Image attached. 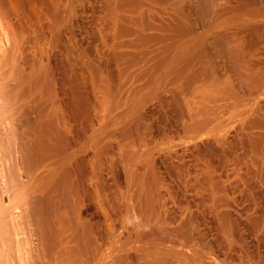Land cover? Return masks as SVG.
Returning a JSON list of instances; mask_svg holds the SVG:
<instances>
[{"label": "rangeland", "instance_id": "rangeland-1", "mask_svg": "<svg viewBox=\"0 0 264 264\" xmlns=\"http://www.w3.org/2000/svg\"><path fill=\"white\" fill-rule=\"evenodd\" d=\"M11 1L17 6V9L14 10L13 16L17 17V27L19 28V33L21 34V35L19 34L20 35L19 38H22L24 41H26V43H28V41L31 40L32 38H35V36L42 37V35L45 34H47L49 37L56 35L57 38L60 29L67 28L66 34L64 35V37L62 36L63 39L61 43L62 45L59 43L58 39L56 41H53L54 43L53 47L55 48L52 47V49H54L52 51L56 52L57 50L61 49L62 52H64L63 56H65L64 62L65 63L68 62L67 64L69 68L71 67L72 73H74L72 74L73 77L71 76L70 78L72 80H69L71 84L68 81L69 83L66 84V87L69 88H71L70 86H73V88L75 87L74 88L75 92H76V88H78L77 92L80 93V95H82V92L83 94L89 93L90 99L89 101H86L85 103L86 107L88 106L90 108L94 104H97L99 111L98 114L102 117V119L99 121V123L96 124L95 129L96 128L100 129L101 126L103 127V125L106 124L105 123L106 118L104 117L105 112L104 110H101L100 106H98V103L96 101H98L102 105V109L104 107L106 108L109 107V104L110 107L113 106L112 108H115V118L117 120L115 119L116 121L114 122L113 126L108 130V132L100 136L102 140L103 138L106 139L104 142L101 141L103 143L100 144V146L101 145L103 146L104 144L103 149L106 147L105 150H107L108 148L110 152V153L107 152L108 155L104 153L105 155L102 156L104 160V164L106 163V160L107 162L111 161L109 162L110 163L109 165L106 163L107 167L104 165V167H106L104 174L106 173L105 176L110 183L113 181L112 179L115 177V180L113 181V183H111V185L115 187L114 191L118 192V193L114 192V196H115L114 200L117 199L118 201L119 198L120 201V202L118 201L119 203L118 205L122 204L128 208L129 205L135 204L137 205L138 208L139 217L140 215H144V217H146L148 210V202H151L150 201L151 198H157L159 204L166 206L164 207L165 210L168 211L169 214H172L173 216H175L174 214L182 215L184 216V218L188 216H195L193 224H190L191 222L189 224L193 225V230H192V234L194 236L193 241L195 242L194 246L199 255L211 254L217 257L222 264H264V176H263L264 175V88H262L264 87V63H263L264 41H262L264 40L263 39L264 0H254V1L252 0V2L254 3H251L250 2L251 0L249 1L248 0L246 1L245 0H172L171 1L170 0L171 2L166 0L167 3L164 2L165 0L163 1L140 0V2H142L141 3L142 5L140 4V2H138L139 0H132V1L130 0L131 3H128L129 0H11ZM143 3L145 4L148 3L151 5L149 6L148 4L145 5ZM137 5L140 7L138 10H137L138 8ZM242 5H245V7ZM249 5H251V7ZM136 10L137 12H135ZM147 10L148 13H146ZM160 10L163 11V13ZM255 12L258 13L259 15H261L262 13L263 14L259 16L258 14H255ZM144 13L146 16L144 15ZM250 13L251 14L253 13L252 14L253 16ZM182 14L185 16H183ZM222 14L225 15V17L222 16ZM147 15H149V18L147 17ZM187 15L189 16V18ZM136 16L140 18L138 19V17ZM133 17L136 18L133 20ZM153 17H155V20ZM146 18H148L147 21L144 20ZM166 18L168 19L166 20ZM158 19H160L161 21H159ZM170 20L173 22L172 23L169 22ZM180 21L181 22L184 21V23L183 24L178 23ZM187 21L189 22L194 21L193 29L195 26L194 31L197 30L196 31L197 33H195L194 35L198 34L196 37L199 38L200 40L206 37L205 38L206 40L205 41L201 40L200 42V40L197 39L200 43L197 42L194 43L195 48L194 46L193 47L191 46V50H192L191 53H193L195 56L197 54L196 59L194 55H192L189 51L186 54H184L182 58L184 59V56H186L187 58L189 57L191 59L190 61H184L182 58H180L178 59L180 61L178 62V60H176L174 61L175 62L174 64V62H172V57L170 56L169 58V56L167 55L169 54V52L171 55L176 52L174 48L175 47L174 44L176 43V46L178 45L177 44L178 42L176 41L179 38H180L179 42L183 39V37H184L183 41L187 38L186 37L187 34L185 33L187 32L185 29L188 26ZM146 22H148L149 26L151 24L150 28L148 25H146L148 27L144 25ZM137 23H140V25ZM154 23L157 25V27H154L156 26L153 25ZM177 23L179 27H176L178 26L175 25ZM171 24H173V26ZM167 25H168V29L166 28ZM180 25H181V31L182 28L185 26V28L183 29L185 32H182L184 33L182 34L183 36L181 35V32L180 34L178 33L180 31ZM160 26L162 27V29L166 28V31H162V29L159 30L161 28ZM152 27L154 30L152 29ZM158 27L160 28L157 29ZM253 27L258 29H256L255 31ZM259 27L262 28L261 29L262 32L260 33L259 31H257L259 30ZM251 28L252 31L254 30V32L250 30ZM136 29L140 30L141 32L140 31H138L139 33L136 32L137 31ZM173 30L175 31L177 30L178 37L176 36L175 38L174 35L177 33H175V31ZM243 30H245V33ZM228 32H230L231 34L230 33L228 34ZM255 32L258 33L256 34ZM143 33L145 35H143ZM202 33L205 34V36ZM157 34L160 35L159 38H157L158 37ZM223 34L227 35L228 41L230 40L229 42L225 41L226 36L225 38H223L224 40H221L222 37H224ZM249 34L252 37H250ZM163 35L164 36L167 35L165 39L164 37H162ZM218 35H220V37ZM231 35L233 39L235 38V40H238V36H239L240 41L233 40L234 41L233 42L231 40L232 37H230ZM253 35L255 37L258 36V39L253 37ZM146 36L149 37V39ZM153 36L154 37L157 36V37L153 38ZM203 36L204 38H202ZM234 36H237V38ZM245 36L246 37L248 36L249 38H246ZM160 37H162L161 39H163L164 41L160 40ZM214 38L216 40L217 38H219L220 40L218 39V41H222L219 43H222L223 45L217 43V41ZM172 39L174 41L176 39V41L175 42L171 41ZM213 39L216 42H214ZM202 41H204L205 43L204 42L202 43ZM56 42L59 45L56 44ZM235 42L237 43L236 46H235ZM226 43L227 44L229 43L228 44L229 46H231V43L232 44L234 43L233 44L234 46L232 45L231 46L232 49H230L231 47L225 45ZM186 44L187 43L183 44V46L184 45L186 46ZM198 44L202 45L203 48L208 49L209 47L208 50L210 52V55L211 56L213 55L212 56L213 60H211L210 56H209L210 58L208 57L211 60L210 63L208 62L209 59L205 60L206 55L205 57H203L204 55L201 56L200 53L203 52L202 50L203 48L202 46L197 47ZM163 45L164 46L169 45V47L173 45L171 48L174 49V51H172V49H170L169 47H164ZM204 45L207 46L204 47ZM221 45L225 47L220 49L222 47ZM226 46H228V52L230 53L226 52L227 53L226 54L224 52L227 51ZM200 47L201 49H199ZM237 47H239L238 51H240V55L237 54L238 56L236 55V53L238 52L235 50L238 49ZM198 49L202 51L199 52ZM168 50L169 52H167ZM152 51L154 52L151 53ZM163 52H165L164 55L162 54ZM196 52H199L200 56ZM158 53L160 55H158ZM223 53L226 55H224ZM232 53L235 54L237 57ZM191 55L193 56V59L196 61V64L197 62L199 63L198 60L201 59L198 65H195V62L192 60ZM164 56L168 60V61L166 60L167 63L164 61L165 59ZM133 57L135 62H133L134 61ZM160 57L163 59L161 60ZM186 57L185 60H187ZM239 57L240 60H237ZM130 58L132 59V61ZM139 58H141V60ZM150 58L152 59V62ZM202 59L208 65L210 64L209 67L211 68L206 67V69L208 70L204 69L205 66L208 65L207 64L204 65ZM232 59L237 61L235 65L237 63L238 64L240 63L244 65V67L238 64L235 66L233 63L235 61H233ZM158 60L162 62V65L161 62L159 64ZM129 61L131 62V64ZM168 62L170 65L168 64ZM188 62L189 63L191 62L192 64L190 63L191 65L189 64V66L193 65V67L190 69L189 68L185 69V66L183 65H185V63L187 65ZM164 63L166 64L163 65ZM214 63L217 64L218 66L215 65ZM157 64H159V66H163V68H160L162 72H160L158 68L159 66ZM181 64L184 69L180 66ZM173 65H175L174 66L175 69L177 67L176 69L177 71L174 69V67H171ZM201 65L203 66V68H200ZM237 66L240 67L237 68ZM125 68L128 71L127 70L125 71L124 70ZM145 69L147 70L146 72ZM156 69L158 71H156ZM166 69H168L169 72ZM182 69L186 70L185 72H187V74H185L184 71L182 72ZM201 69H203L202 70L203 75ZM170 70H172L173 72H170ZM179 70L182 73H180ZM204 70H206L207 72L209 71L208 73L206 72L208 75L204 72ZM236 70L239 71V74L238 71L236 72ZM155 71L157 74L154 73ZM240 71L241 72L243 71L244 74L246 73L245 75L246 78L244 77L243 74V78L245 80L240 76L242 74ZM158 72L160 73V75L158 74ZM163 72L165 73V75L168 72L169 76L168 75L164 76ZM194 72L197 73L195 74ZM170 73L173 74L171 75ZM210 73H211V77H210ZM112 74L113 77H111ZM180 75L182 77L183 75L185 76L182 79ZM189 75L191 77L193 76L192 78H194L195 75L197 77V78L195 77L197 81L195 82V79H192ZM129 76L133 78L131 79ZM150 76L151 78L149 79ZM152 76H153V80H152ZM187 76H189V78ZM198 76L199 77L204 76L206 78L204 77L203 78L205 80L206 79L208 80L205 81L203 78L200 77L203 80L201 81V79H199ZM59 77L63 78L62 75ZM173 77L175 80L177 79V82L173 79ZM185 77L187 78L186 79L187 81L185 80ZM115 78L117 79L115 80ZM137 78H139L138 82H136L138 80ZM148 79L152 80L153 82L149 81L150 82L149 84ZM154 79L156 80V82L154 81ZM189 79H191V81ZM76 81L78 82L76 83ZM128 81H130V83ZM208 81L211 83H209ZM240 81L243 82L244 84L241 83ZM113 82H118V83H115L114 85ZM144 82H146V84L148 83V86L144 84ZM172 82L174 83L172 84ZM185 82L186 83L190 82V83L186 84ZM208 83L211 86L213 85L215 87H219L220 88L219 90L221 92L224 91V93L219 95L218 98L216 97L214 101L211 102L208 101L209 103L207 102L206 104H204L203 103L204 97H202L201 89L204 86H206ZM161 84H163V86ZM81 85H83L84 89L82 88ZM183 85H185V87ZM190 85H193L192 88ZM240 85L242 86L246 85V89L245 86L241 87ZM78 86H80V89L82 90H79ZM114 86L115 87L117 86V88H115ZM136 86L138 87L135 88ZM188 87L190 88V90L188 89ZM228 88H231V90ZM251 88H253L256 91V93L254 90L252 91ZM137 90L138 91L141 90L142 93L139 92V94H136L138 93ZM179 91H181L183 94ZM67 92L68 95H71L69 91ZM126 92L128 95L126 94ZM118 94L120 95L118 96ZM228 94L231 96H229ZM176 95L178 96L179 100L178 98L177 100L175 99L177 97ZM180 95H182V97H180ZM233 95L235 97H233ZM236 95L238 98L236 97ZM245 96L246 98L244 99L246 102L248 99V102L247 103L242 102L241 104L242 105L244 104L243 106L241 104L239 105V103L241 102V101L239 102V97L243 98ZM254 96H256L255 100H258V103H256L255 105H253L254 98H252ZM79 97L77 99L80 100L81 97L80 98ZM83 97L84 96H82V98ZM230 97L232 99L234 98L233 99L234 102L237 101V103L238 102L239 103L238 104L234 103ZM174 99L176 101L175 103L173 101ZM229 100L230 102H228ZM177 101L178 102L181 101L180 104H178ZM219 101L227 103L225 104L227 106H224ZM133 102L134 104L137 105V106L135 105L136 109L134 107ZM137 102L139 104H137ZM210 103H213L214 105ZM200 104H203L205 106L208 105L209 107H211L210 105H212L211 108L213 109L217 107L216 105H219V107H217L215 110H211L212 113L208 109L210 111V114L208 113L209 111H207L206 113L207 117L208 119H212L211 117H213V113H214L215 115L213 119H215L216 117L217 118L215 120L212 119L213 123L212 120H210L211 123L214 126H216L218 121L220 120L218 123L220 124V126L224 125L226 127V130H231L230 137L224 138L225 135H222L221 137L218 134L214 135V134L206 133L198 140V143H196V145H194V143L190 141L192 140L191 138L192 134L190 133L192 131V128L191 125L189 124L192 121L190 117V112L195 107H203V108L205 107ZM233 104L235 108L236 106L238 108L239 105V108L238 109L236 108L237 111L236 109H234ZM221 105H223L224 107ZM208 106L207 108H209ZM244 106L246 108L249 106L252 107L249 113L251 115L250 116L248 114L245 115L246 118L248 117L245 120H244L245 117L242 115L244 114V112L242 113V111H244L245 108ZM128 107H130L129 110ZM176 107L177 110L175 109ZM138 108L141 109L139 110ZM125 109L126 111L124 113L123 111ZM239 109H241L242 111L240 110V112L238 113ZM179 110H181L182 112ZM217 110L219 111L217 112ZM235 111L237 112V114ZM215 112L219 113L218 116L221 119L218 118V116H216L217 113ZM118 113L124 116V120L120 114L117 115ZM136 114H137V118H135ZM139 114H141L142 116ZM228 114L230 115V117ZM186 115L187 118H185ZM240 115H242V117L244 118L242 119ZM234 116L236 118L240 116L241 118H239V120H236ZM137 119L138 121L140 119V121L139 122L136 121ZM250 119L252 121L251 124H253L254 122L252 126L249 123ZM161 120L162 121L167 120V121H163L162 123ZM125 121L126 123H124ZM131 125L133 127L136 125L135 126L136 131H134L135 129ZM151 125L153 126L151 127ZM247 125L250 127H248ZM230 126L231 127L234 126V127L231 128ZM112 129L115 130L113 131ZM127 129L129 131H127ZM124 130L125 132H123ZM116 132L117 134H115ZM127 132L135 136L128 137L126 136L128 134H125ZM123 134L124 137L122 136ZM106 135L108 136L106 137ZM114 135L116 136L118 135L117 137L119 139ZM109 137L110 139H108ZM127 137L130 140L127 139ZM123 138L125 139V142ZM139 138L141 139L139 140ZM187 141H189V144ZM120 142L124 146L121 144L119 145ZM132 142L134 143L132 144ZM134 144H136L138 147L135 146ZM175 144L178 145L173 146ZM127 145H129L128 149L136 148L137 150L142 148L143 146L144 148L146 146H147L146 148H149L150 146L153 147L152 150L156 153H159L157 155L159 156L157 162L155 163V165L154 164L149 165L150 167H147L148 165L144 166L143 167L144 169L142 168V166L138 164L136 167L134 166L132 168L124 160V158L126 157L125 152L129 151L127 149L128 147ZM96 150H97L96 148L95 149L91 148V150H89V152L87 153V159L89 160L94 159L93 161L98 160V158L100 157L99 156L100 154L98 153L100 152H98L97 150L98 153L95 155L94 153L96 152ZM258 152L260 154L259 156H256ZM88 163L90 162L88 161ZM112 165H114V167ZM127 165L129 166V168ZM145 169L148 170L146 171ZM137 170L139 173H137ZM150 170H152L151 171L152 178H151ZM153 172H155V174ZM137 175L139 176V179L142 176L141 181L137 178ZM137 179L138 181H140L139 183ZM114 183H116L117 186H115ZM148 184L149 185L151 184V187ZM212 185H215L216 189H213ZM141 188H144L143 190L144 192H142V194L141 192L139 193L138 191ZM146 188L147 190H145ZM145 193H149V194H145ZM148 195L151 197L149 198ZM177 199L179 200V202ZM190 225L187 226L190 227ZM128 233L129 230L127 228L124 231V234L128 235ZM223 253H225L226 257L223 255ZM125 256L126 255H124V259ZM128 257L131 259L130 262L123 261L121 259V261L118 262L117 264H123V263L144 264L142 260V253L139 251L138 252L131 251ZM194 260L198 261L199 259L197 260L196 258H194ZM171 262L173 264H180L177 258H173Z\"/></svg>", "mask_w": 264, "mask_h": 264}, {"label": "bare ground", "instance_id": "bare-ground-1", "mask_svg": "<svg viewBox=\"0 0 264 264\" xmlns=\"http://www.w3.org/2000/svg\"><path fill=\"white\" fill-rule=\"evenodd\" d=\"M161 1H163V0H161ZM167 1H170V0H167ZM167 1L165 0L164 2L167 3ZM138 2H140V0ZM164 2H161V3H164ZM250 2L254 3V2H252V0ZM128 3H131L130 0ZM128 3H127V5H128ZM141 3L142 2H140V4ZM134 4H135V1H134ZM143 4H145V3H143ZM146 4H148V3H146ZM148 5L150 6L151 4H148ZM245 5H242V6L245 7ZM251 5H249V6L251 7ZM152 7H154V6H152ZM130 8H132V7H130ZM139 8L140 7L138 6L137 10ZM16 9H17V6L11 0H0V264H117L118 262L121 261V259L123 261L130 262L131 259L128 256H129V253L131 251L141 252L142 253V260H143L144 264H173L171 262L173 258H177L178 261L180 262V264H200V263H202V264H222L221 261L218 260L217 257H215L211 254H208V255L207 254H200L199 255L197 250L195 249V246H194L195 242L193 241L194 236L192 234L193 225H190V224H193L195 216H188L185 218H184V216L178 215V214H174L175 216H173L172 214H169V212L165 210L164 207H166V206L159 204V201L157 198H151L150 199L151 202H148V210L146 209L147 210L146 217H144V215H140V217H139L138 208H137V205H135V204L129 205L128 208L122 204L118 205L119 204L118 203L119 198H118V201H117V199L114 200V198H115V196H114L115 187H113L111 185V183H113V181L115 180V177L112 179L113 181L111 180L112 182L110 183L109 180L105 176L106 173L104 174L105 168L107 167L106 163L109 165L110 164L109 162H111V161L107 162V160H106V163L104 164V160H103L102 156L105 155L104 153L107 154V152L108 153H110V152H109L108 148H107L108 151L105 150L106 147L103 149L104 144H103V146L102 145L100 146V144H102L106 140L105 138H103V140H102V138H100V136L102 134L108 132V130L113 126L114 122L117 120L115 118V108H112L113 107L112 105H111L112 107H110V104H109V107H107V108L104 107L102 109V105L98 101H96L98 103V106H100L101 110H104V112H105L104 117L106 118L105 119L106 124H104L103 127L101 126L100 129H97V128L95 129L96 124L99 123V121L102 119V117L98 114L99 111H98L97 104H94L90 108L87 106L88 107L87 108L85 103H86V101H89V99H90L89 93L83 94V92H82V95H80V93L77 92L78 88H76V92H75L74 91L75 87L74 88H73V86H70L71 88L66 87V84L70 82L69 80H72L70 78H71L72 74H74V73H72L71 67L69 68V66L67 64L68 62H66V63L64 62L65 61L64 60L65 56H63L64 52H62L61 49H59L57 51L55 50L56 52L52 51V50H54V49H52V47L54 45L53 41H56L58 39L59 43L61 44L62 40H63L62 36L64 37V35L66 34L67 28L60 29V32H59V35L57 38H56V35L49 37L47 34H45V35H42V37L41 36H35V38H32L31 40L28 39L29 41H28V43H26V41H24L22 38H19V36L21 34L19 33V28L17 27V17L13 16L14 10H16ZM158 9H160V8H158ZM183 9H184V7H183ZM137 10L135 12H137ZM225 10H226V8H225ZM161 12L163 13V11H161ZM146 13H148V10ZM183 13H185V12H183ZM167 14H170V13H167ZM186 14H188V13H186ZM255 14H258V13L255 12ZM144 15H145V13H144ZM171 15H172V13H171ZM261 15H259V16H261ZM151 16H153V15H151ZM156 16H158V15H156ZM183 16H185V15H183ZM222 16L225 17V15H223V14H222ZM136 17H138V16H136ZM147 17L149 18V15H147ZM135 18L133 17V20ZM139 18L140 17H138V19ZM148 18H146L144 20L147 21ZM153 18L155 20V17H153ZM188 18H189V16H188ZM167 19L168 18H166V20ZM175 19H176V16H175ZM158 20L161 21L160 19H158ZM189 21H191V20H189ZM189 21H187L188 22L187 24L189 26V27L187 26V28L189 30L187 28H185V26L184 27L182 26L183 28L181 31V25H180V31L178 30L179 31L178 33L180 34V32H181V35H182V34H184L182 32H185L183 30L185 28L187 31V32H185L187 34L186 35L187 38L185 37L186 39L183 41L184 37H183V39L181 37L182 40L180 42H179L180 38L177 41L175 39V41L178 42L177 43L178 45L176 46V43L174 44V46H175L174 48L176 51L175 53L173 52L174 54L171 55L169 50L167 51V52H169V54L167 56H169V58H170V56L172 57V62L182 58L183 55L189 51L191 53L192 52L191 46L192 47L194 46V48H195L194 43H196V42L200 43L201 40H204V41L206 40L205 39L206 37L204 38L205 34H203V33L202 34L204 36L202 38H204V39H201V40L196 37L198 34L194 35L195 33H197L196 32L197 30L194 31L195 26L193 29V25H194L193 22L194 21L193 22H189ZM163 22H164V20H163ZM169 22L172 23L173 21L170 20ZM146 23L144 24L145 26L148 25V22H146ZM178 23L183 24L184 21L183 22L180 21ZM178 23L175 25H178ZM137 24L140 25V23H137ZM173 24H171V25L173 26ZM153 25H156V24L154 23ZM148 26H146V27H148ZM150 27H151V24H150L149 28ZM154 27H157V25ZM160 27H158L157 29H159ZM176 27H179V25ZM256 27H257V24H256ZM163 28H164V25H163ZM166 28L168 29V25L166 26ZM166 28L162 29V27H161L159 30L162 29V31H166ZM51 29H52V27H51ZM152 29H153V27H152ZM171 29H173V28H171ZM225 29H226V27H225ZM254 29L256 31V29H258V28H254ZM261 29L262 28L259 27V30H257V31H259V33H260V32H262ZM155 30H156V28H155ZM250 30L252 31V28ZM138 31H140V30H137L136 32H138ZM173 31H175V30H173ZM243 31L245 33V30H243ZM170 32H171V30H170ZM252 32H254V30ZM175 33H177V30L175 31ZM175 33H172V34H175ZM178 33L174 35L175 38L178 35ZM222 33H223V31H222ZM229 33L230 32H228V34ZM22 34H23V32H22ZM218 34H219V32H218ZM143 35H145V34L143 33ZM167 35H169V34H167ZM147 36H149V35H147ZM159 36L160 35H158V37L157 36L156 37L159 38ZM166 36L163 35L162 37H164V39H165ZM188 36H190V37H188ZM218 36L220 37V35H218ZM225 36H226V38H225ZM249 36H250V34H249ZM156 37L153 36V38H156ZM162 37H160V40L164 41L163 39H161ZM230 37H232V35ZM234 37L237 38V36H234ZM250 37H252V36H250ZM253 37H255V36L253 35ZM260 37H261V35H260ZM147 38L149 39V37H147ZM153 38H150V39H153ZM172 38H174V37H172ZM223 38H225L226 39L225 41H227V42L230 41V40L228 41L227 35H224V37H222L221 40H224ZM246 38H249V37L247 36ZM255 38L258 39V36ZM197 39H199L200 42ZM218 39L219 38H217V40L215 39L217 41V43L222 42V41H218ZM239 39H240V37L238 36V40ZM263 39H264V37H263ZM207 40H208V38H207ZM215 40H214V42H216ZM231 40L232 41L233 40L238 41V40H235V38L233 39V37ZM171 41H174V40L172 39ZM204 41H202V43ZM225 41H223V42H225ZM262 41H264V40H262ZM57 42H56V44H58ZM254 42H255V40H254ZM185 43H187L186 46L185 45L183 46V44H185ZM219 44H222V43H219ZM228 44L226 43L225 45H228ZM233 44L231 43V46ZM236 44L237 43L235 42V46H236ZM258 44H260V43H258ZM170 45H171V43H170ZM55 46H57V45H55ZM199 46H202V45L198 44L197 47H199ZM206 46L204 45V47H206ZM228 46H226L227 51H224L225 53L226 52L230 53V52H228ZM231 46H229V47H231ZM254 46H255V43H254ZM164 47H169V45L168 46L166 45ZM171 47H169V48L172 49ZM197 47H196V50H197ZM223 47H225V46H222L220 49H222ZM53 48H55V47H53ZM160 48H158V49H160ZM194 48H193V50H194ZM202 48H203V46H202ZM237 48L238 49H235L238 52V53H236V55L237 54L240 55V51H238L239 47H237ZM199 49H201V47ZM199 49H198L199 52L202 50L204 52V54H203V52L200 53L201 56L204 55L203 57H205V55H206L205 60H208L210 57H211V60H213V57H212L213 55L211 56L210 52L208 50L209 47H208V49L207 48H203L202 50H199ZM230 49H232V47ZM233 49H234V47H233ZM243 49H246V48H243ZM166 50H167V48H166ZM240 50H241V48H240ZM172 51H174V49H172ZM153 52L154 51H152L151 53H153ZM199 52H196V53L199 54ZM159 53H158V55L161 54V53L160 54ZM164 53L165 52H163L162 54L164 55ZM191 54L194 55L193 53H191ZM200 54H199V56H200ZM226 54H224V55H226ZM233 55H235V54H233ZM196 56H197V54H196ZM196 56L194 55L195 59L197 58ZM185 57L186 56H184V59L182 58L184 61H190L191 60L189 57H188L189 59L186 57L187 60H185ZM240 57L237 60H240ZM164 58H165V56H164ZM139 59L141 60V58H139ZM162 59L163 58H161V60ZM242 59H243V57H242ZM242 59H241V61H242ZM133 60H134V57H133ZM166 60H167V58L164 59L165 62H166ZM183 60H182V62H183ZM192 60L195 62V65H198L200 63L201 59L198 60L199 63L197 62V64H196V61L193 59V56H192ZM211 60L209 59L208 62L210 63ZM228 60H229V58H228ZM232 60L235 61L236 58H235V60L234 59H232ZM131 61H132V59H131ZM179 61L180 60H178V62ZM133 62H135V60ZM149 62H150V60H149ZM151 62H152V59H151ZM160 62L161 61H159V64H160ZM203 62H204V60H203ZM236 62L237 61L233 62L234 65ZM141 63H143V62H141ZM148 63H146V64H148ZM166 63H164L163 65H165ZM190 63L188 62L187 65H186V63H185V65H183V66H185V69H187V68L190 69L193 67V65L189 66ZM71 64H72V62H71ZM130 64H131V62H130ZM159 64H157V65L159 66ZM168 64H169V62H168ZM174 64H175V62H174ZM206 64L207 63L204 62V65H206ZM161 65H162V62H161ZM215 65H217V64H215ZM238 65H241L242 67H244V65H242L240 63ZM72 66H73V64H72ZM99 66H101V65H99ZM127 66H129V65H127ZM174 66L175 65H173L171 67H174ZM180 66L182 67V64ZM209 66H210V64L208 66H205L204 69H206V67H209ZM211 66H212V64H211ZM133 67H134V65H133ZM150 67H152V66H150ZM167 67H169V66H167ZM181 67H179V68H181ZM238 67H240V66H237V68ZM131 68H132V66H131ZM158 68H159L160 72H162L160 68H163V66H159ZM200 68H203V66L201 65ZM209 68H211V67H209ZM147 69H148V67H147ZM174 69H175V67H174ZM176 69H177V67H176ZM183 69H182V72L183 71L185 72L186 70H183ZM194 69H195V67H194ZM124 70L126 71L127 69L125 68ZM137 70H139V69H137ZM166 70H168V69H166ZM180 70H179V72H180ZM202 70L203 69H201V71ZM206 70H208V69H206ZM206 70H204L205 73L207 72ZM146 71L147 70L145 69V72ZM156 71H158V70L156 69ZM156 71L154 72L155 74H157ZM237 71L238 70H236V72ZM148 72H150V71H148ZM168 72H169V70H168ZM168 72L166 75H168ZM170 72H173V71L170 70ZM182 72H180V73H182ZM122 73H123V71H122ZM226 73H227V71H226ZM241 73H240L241 74L240 76L243 78L244 72L242 71ZM248 73H249V71H248ZM252 73H254V72H252ZM158 74L160 75L159 72H158ZM170 74L172 75L173 73H170ZM185 74H187V72H185ZM238 74H239V71H238ZM61 75L63 78L59 77ZM109 75H111V74H109ZM118 75H116V76H118ZM166 75L164 73V76H166ZM202 75H203V71H202ZM245 75H246V73L244 74V77L246 78ZM75 76H77V75H75ZM184 76L185 75H183V77ZM189 76H187V77L189 78ZM111 77H113V74ZM129 77L131 79L133 78L131 76H129ZM183 77L181 76L182 79H183ZM195 77L196 76L194 75V78H192V79H195ZM200 77L203 78L202 76H200ZM200 77L198 76L199 79H201ZM210 77H211V73H210ZM150 78H151V76L149 77V79ZM204 78H206V77H204ZM116 79L117 78H115V80ZM137 79H138L137 81L135 80L136 82L139 81V78H137ZM149 79H148V83L150 84L149 81L153 80V76H152V80H149ZM155 79H154V81L156 82ZM173 79H174V77H173ZM186 79L187 78L185 77V80ZM77 80H78V78H77ZM164 80H165V78H164ZM189 80L191 81V79H189ZM206 80H208V79H206ZM258 80H259V78H258ZM79 81H81V80H79ZM175 81L177 82V79ZM196 81L197 80L195 79V82ZM201 81H203V80L201 79ZM77 82L78 81H76V83ZM128 82L130 83V81H128ZM198 82H200V81H198ZM113 83L115 85V83H118V82H113ZM148 83L146 84V82H144V84H146L147 86H148ZM173 83L174 82H172V84ZM189 83L190 82H187L186 84H189ZM209 83H211V82H209ZM209 83L201 89L202 97H204L203 98L204 104H206L208 101L209 102L214 101V99L216 97L218 98L219 95L224 93V91L221 92L219 90L220 89L219 87H215L213 85L211 86ZM241 83H243V82H241ZM70 84H71V82H70ZM128 84H126V85H128ZM161 85L163 86V84H161ZM74 86H75V84H74ZM81 86L83 88V85H81ZM141 86H142V84H141ZM156 86H158V85H156ZM183 86L185 87V85H183ZM190 86L192 88L193 85H190ZM240 86L241 87L245 86V89H246V85H244V86L240 85ZM78 87H79V90H82V89H80V86H78ZM137 87L138 86H136L135 88H137ZM189 87H188V89L190 90ZM115 88H117V86ZM139 88H140V86H139ZM262 88H264V87H262ZM228 89L231 90V88H228ZM251 89H252V91L254 90L253 88H251ZM186 90H187V87H186ZM67 91H69V93H71V95H68ZM84 92H85V90H84ZM137 92L138 93H136V94H139V92H141V90L140 91L137 90ZM176 92H174V93H176ZM179 92H181V91H179ZM255 93H256V91H255ZM126 94H127V92H126ZM237 94H239V93H237ZM257 94H258V92H257ZM119 95L120 94H118V96ZM82 96H84V97L82 98ZM160 96H162V95H160ZM229 96H231V95H229ZM246 96L243 98L239 97V102L241 101L240 103L238 102L239 105L242 102L243 103L248 102V99H247V102L244 99V98H246ZM78 97L80 98V100L77 99ZM180 97H182V95H180ZM233 97H235V96L233 95ZM236 97H237V95H236ZM255 97L256 96L252 97V98H254L253 105L258 103V100H255ZM177 98H178V96L175 99L177 100ZM175 99L173 100L174 103L176 102ZM233 99L231 98L232 101H233ZM241 99H244V100H241ZM178 100H179V98H178ZM181 100H183V99H181ZM224 100H226V99H224ZM249 101H250V99H249ZM180 102L181 101H179L178 104H180ZM228 102H230V100ZM220 103H222L224 106H227V105H225L227 103H224L222 101ZM234 103L238 104L237 101H235ZM128 104H129V102H128ZM133 104H134V102H133ZM137 104H139V103L137 102ZM210 104H213V103H210ZM87 105H88V103H87ZM135 105L136 104H134V107H135ZM182 105H183V103H182ZM200 105L205 106L203 104H200ZM223 105H221V106H223ZM239 105H238V108H239ZM207 106L208 105H206L204 108L203 107H195L190 112V117L192 119V121L190 123L188 122L192 128V131L190 132L192 134V137H191L192 140H190V141L192 143H194V145H196V143H198V140L206 133L214 134V135L218 134L221 137H222V135H225L224 138L230 137L231 130H226V127L224 125L220 126V124H218L220 121L219 119H218L219 121L217 123L218 126L217 125L214 126L212 124L213 120H215L217 118L216 117L215 119H213V117L215 115L214 113H213V117H211L213 120L208 119V117H207V114H206L207 111L215 110L217 107H219V105H216L217 107H215L214 109L211 108L212 105H210L211 107L208 106L209 108H207ZM233 106H234V104H233ZM130 107H128V110ZM183 107H186V106H183ZM249 107H247V108L245 107L246 109L244 108V111H242L241 109H239V111H238V113L240 112V110L242 111V113L244 112V114H242V115L245 118L242 117V115H240L242 117V119L244 118V120L248 118V117L246 118L245 115H247V114L249 116L251 115L249 113H250V110L252 109V107H250V108ZM141 108H142V106H141ZM231 108H233V107H231ZM236 108H237V106H236ZM236 108L234 106V109H236ZM135 109H136V107H135ZM175 109L177 110V107ZM220 109H222V108H220ZM237 109H236V111H237ZM125 111H126V109L123 112L125 113ZM179 111H181V110H179ZM210 111L208 112L209 114H210ZM218 111L219 110H217V112ZM162 112H163V109H162ZM217 112H215V113H217ZM220 112H221V110H220ZM223 112H224V110H223ZM127 113H128V111H127ZM211 113H212V111H211ZM231 113H232V111H231ZM119 114L120 113H118L117 115H119ZM121 114H122V112H121ZM129 114H130V112H129ZM209 114H208V116H209ZM220 114H222V113H220ZM236 114H237V112H236ZM139 115H141V114H139ZM218 115H219V113L216 114V116H218ZM121 116L123 117V120H124V116L123 115H121ZM121 116H120V118H121ZM240 116L238 118H236L234 116V118L236 120H239V118H241ZM229 117H230V115H229ZM135 118H137V114H136ZM139 118H140V116H139ZM185 118H187V115ZM218 118H220V117L218 116ZM210 120H212V123ZM229 120H230V118H229ZM130 121H132V120H130ZM136 121H138V119ZM139 121H140V119H139ZM163 121H167V120H163ZM163 121H162V123H163ZM127 122H129V121H127ZM124 123H126V121ZM249 123L250 124L252 123L251 119H250ZM210 124H212V125H210ZM253 124H254V122H253ZM253 124H251V126ZM100 125H101V123H100ZM190 125H189V127H190ZM135 126L134 127L132 126L135 129L134 131H136ZM137 126H138V123H137ZM152 126L153 125H151V127ZM247 126H246V128H247ZM124 127H125V125H124ZM233 127H231V128H233ZM248 127H250V126H248ZM227 129H228V127H227ZM127 131H129V130L127 129ZM123 132H125V130ZM109 134H111V133H109ZM115 134H117V132ZM125 134H128V135H126L128 137L129 136H132V137L135 136V135H132L131 133H130L131 134L130 135L129 132H127ZM107 136L108 135H106V137ZM114 136H116V135H114ZM122 136L124 137V134ZM126 136H125V138H126ZM110 137L108 139H110ZM128 137H127V139H129ZM140 139L141 138H139V140ZM101 141H103V142H101ZM124 142H125V139H124ZM187 142L189 144V141H187ZM129 143H131V142H129ZM133 143L134 142H132V144ZM120 144H121V142L119 143V145ZM121 145H123V144H121ZM134 145L137 146L136 144H134ZM176 145H178V144H175L173 146H176ZM127 146H128L127 147V149H128L129 145H127ZM146 147L144 148V146H143L142 148H140L138 150L136 148L128 149L129 151L125 152L126 157L124 158L126 163L129 166H131L132 168L134 166L136 167L137 164L142 166V168L144 166H147V165H148L147 167H150L149 165H151V164L155 165V163L157 162V159L159 157V156H157L159 153L154 152L152 150L153 147H151V146L150 147L148 146L149 148H146ZM91 148L92 149L96 148L98 150V152H100V153H98L96 150V152L94 153L95 155L97 153L100 154L99 155L100 157L96 161H93L94 159L93 160L87 159V153L89 152V150H91ZM257 149H259V148H257ZM102 150H104V151H102ZM93 152H94V150H93ZM197 153H199V152H197ZM259 154L260 153L258 152V154H256V156H259ZM96 158H97V156H96ZM88 161L90 163H88ZM104 165L106 167H104ZM112 166L114 167V165H112ZM129 166H128V168H129ZM113 167H111V168H113ZM106 170H108V169H106ZM151 171L152 170H150V174H151ZM155 172H153V173L155 174ZM137 173H139L138 170H137ZM142 174H143V171H142ZM141 177L139 179V176L137 175V178L140 181H141ZM156 177H158V176H156ZM151 178H152V174H151ZM138 179H137V181H138ZM140 181H138V183ZM114 184H115V186H117L116 183H114ZM215 185H212L213 189H216ZM149 186L151 187V184ZM147 188L145 190H147ZM217 188H218V186H217ZM116 190H117V188H116ZM143 190H144V188H141L138 191H139V193L141 192V194H142V192H144ZM145 194H149V193H145ZM150 197L151 196H149V198ZM177 198H178V196H177ZM147 200H148V198H147ZM178 202H179V200H178ZM122 212H123V214H122ZM187 225H190V227ZM127 228L129 230V233H128V235H125L124 231ZM226 231H228V230H226ZM124 255H126L125 259H124ZM223 255L226 257L225 253H223ZM194 258H196L197 260L199 259V260L195 261ZM121 263H123V262H121ZM125 264H127V263H125Z\"/></svg>", "mask_w": 264, "mask_h": 264}]
</instances>
